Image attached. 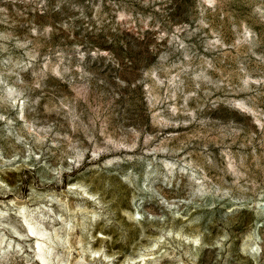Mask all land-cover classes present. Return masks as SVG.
<instances>
[{"label":"rangeland","instance_id":"rangeland-1","mask_svg":"<svg viewBox=\"0 0 264 264\" xmlns=\"http://www.w3.org/2000/svg\"><path fill=\"white\" fill-rule=\"evenodd\" d=\"M37 237L45 264H264V0H0V264Z\"/></svg>","mask_w":264,"mask_h":264},{"label":"bare ground","instance_id":"bare-ground-1","mask_svg":"<svg viewBox=\"0 0 264 264\" xmlns=\"http://www.w3.org/2000/svg\"><path fill=\"white\" fill-rule=\"evenodd\" d=\"M22 218H23V220H24V222L26 223V226H27V229H28V232H29V235H31V236H44V234L46 233L45 232V230L43 229V228H41L40 226H38L39 224H38V221L36 220H34L33 219V221L31 220V219H28L27 217H26V215H23L22 216ZM27 232V233H28ZM46 236V235H45ZM46 239V238H45ZM44 239V240H45ZM44 240H41V238L39 239V237H37L36 238V244H35V248H36V250H37V255H38V257H39V259H40V263H42V264H45L46 263V255H45V253H46V250H44L43 248L44 247H42V245L44 246V245H46L45 244V241ZM3 242V239H0V244ZM35 248H34V250H35ZM46 249V248H45ZM47 249H48V251H49V247H47ZM35 252V251H34ZM37 258V257H36ZM51 259V258H50Z\"/></svg>","mask_w":264,"mask_h":264}]
</instances>
